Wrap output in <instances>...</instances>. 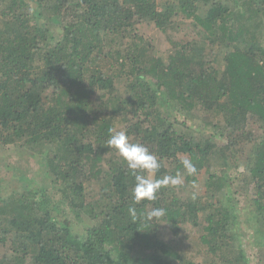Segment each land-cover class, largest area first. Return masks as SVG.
Wrapping results in <instances>:
<instances>
[{
    "label": "trees",
    "instance_id": "trees-1",
    "mask_svg": "<svg viewBox=\"0 0 264 264\" xmlns=\"http://www.w3.org/2000/svg\"><path fill=\"white\" fill-rule=\"evenodd\" d=\"M121 131L157 158L150 178L181 183L135 202L149 173L108 145ZM11 148L39 157L52 192L0 186V264H250L247 238L264 253V0H0ZM191 237L203 263L186 258Z\"/></svg>",
    "mask_w": 264,
    "mask_h": 264
},
{
    "label": "rangeland",
    "instance_id": "rangeland-1",
    "mask_svg": "<svg viewBox=\"0 0 264 264\" xmlns=\"http://www.w3.org/2000/svg\"><path fill=\"white\" fill-rule=\"evenodd\" d=\"M180 26H188L187 22H178ZM191 28V27H190ZM137 30L144 35L147 39L152 41V51L159 49H166V38L165 36L156 28L147 25H140L137 27ZM174 37L178 38L181 34H173ZM190 34L183 36L185 41L188 40V36ZM191 36V35H190ZM183 40V39H182ZM208 117V114L198 111L194 114L193 120L204 130V133L208 131V127L205 125V120ZM219 119V118H218ZM214 121V120H213ZM220 136H215L217 142H222ZM12 149V150H11ZM11 149H0V186L3 189L2 191L5 194H9L12 189L20 190L21 187L27 185V187L31 189H46L49 193L52 192V188L48 183V179H46V175L44 174V170L39 161V157L31 156L29 153L18 154ZM233 165H231L232 167ZM230 167V170H232ZM233 186V190H231L230 195L234 196L236 200H238L239 205H243L244 200L242 198L241 192L238 191V183ZM198 188H201V185H198ZM237 192H236V189ZM186 232H190L193 234L194 231L187 229ZM185 233V232H184ZM183 233V234H184ZM184 239V238H183ZM244 242V251L246 253V257L250 261V264H259V256L263 257L264 253H261L257 247H255L254 242L246 239ZM183 241V249L186 252V258H191L194 262L203 263L206 256L199 252V247L193 241V238L184 239ZM264 264V260L260 263Z\"/></svg>",
    "mask_w": 264,
    "mask_h": 264
},
{
    "label": "clouds",
    "instance_id": "clouds-1",
    "mask_svg": "<svg viewBox=\"0 0 264 264\" xmlns=\"http://www.w3.org/2000/svg\"><path fill=\"white\" fill-rule=\"evenodd\" d=\"M110 147L118 150L119 154L127 162L130 169L144 170L149 173V176L136 174V184L133 189V199L135 202H140L143 199L154 201L156 199V193L162 186L178 185L181 183L180 177L166 176L163 179H152L150 176L154 174L159 168L160 164L157 158L152 155L149 150L139 143H133L129 140L125 132H117L113 134L108 140ZM184 168L188 173H194L196 171L195 166L188 159L182 161ZM129 213L133 220L137 218V211L135 207L129 208ZM166 210L164 208H154L147 214L149 220L153 218H161L165 216Z\"/></svg>",
    "mask_w": 264,
    "mask_h": 264
}]
</instances>
